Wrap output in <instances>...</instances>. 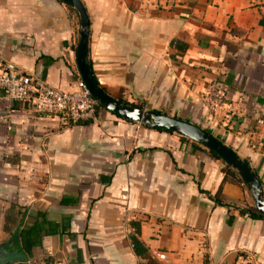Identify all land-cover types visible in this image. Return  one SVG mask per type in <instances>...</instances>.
I'll list each match as a JSON object with an SVG mask.
<instances>
[{"label": "crops", "instance_id": "crops-1", "mask_svg": "<svg viewBox=\"0 0 264 264\" xmlns=\"http://www.w3.org/2000/svg\"><path fill=\"white\" fill-rule=\"evenodd\" d=\"M80 1L100 87L208 131L264 189V0ZM78 29L58 0H0V55L55 89H79ZM67 123L0 89V264H140L125 222L154 264H264V219L240 214L253 199L221 161L103 109ZM34 226L55 232L27 254L18 235Z\"/></svg>", "mask_w": 264, "mask_h": 264}, {"label": "water", "instance_id": "water-1", "mask_svg": "<svg viewBox=\"0 0 264 264\" xmlns=\"http://www.w3.org/2000/svg\"><path fill=\"white\" fill-rule=\"evenodd\" d=\"M60 1L78 15L79 42L76 48V67L79 79L92 99L119 118L183 136L215 153L236 172L251 195L255 210L264 216V189L256 174L252 172L248 161L240 159L231 148L199 126L160 112L130 106L114 99L99 86L88 63L89 19L85 8L80 0Z\"/></svg>", "mask_w": 264, "mask_h": 264}, {"label": "built area", "instance_id": "built-area-1", "mask_svg": "<svg viewBox=\"0 0 264 264\" xmlns=\"http://www.w3.org/2000/svg\"><path fill=\"white\" fill-rule=\"evenodd\" d=\"M0 89L7 101L29 103L38 113L62 115L67 122L80 120H95L96 102L92 99L80 81L77 91L58 90L36 74L28 73L0 55ZM219 101L214 103L215 111L223 110L225 114L230 109L223 101L221 93ZM228 109V110H227ZM125 226L130 229L128 222ZM157 259L163 260L164 254H157ZM45 264H66L64 260H49ZM241 264H261L253 255H247Z\"/></svg>", "mask_w": 264, "mask_h": 264}, {"label": "trees", "instance_id": "trees-1", "mask_svg": "<svg viewBox=\"0 0 264 264\" xmlns=\"http://www.w3.org/2000/svg\"><path fill=\"white\" fill-rule=\"evenodd\" d=\"M58 1L60 3H62L60 0H58ZM174 43H176V42H172L171 45H174ZM119 101L128 104L127 102H125L123 100H119ZM128 105L134 106V107L143 108L142 106H139V105H131V104H128ZM100 109H103L104 111H106L101 105L96 103V115L95 116H97L98 110H100ZM90 123H92V120H80V121H77L75 123L68 122L67 125L68 126L87 125V124H90ZM131 123H133V122H131ZM146 128H148V127H146ZM150 129H152V128H150ZM153 130L160 131V132L171 133V132L166 131V130H160V129H153ZM178 136L182 140L189 142L194 147L199 148L201 150H204L205 152H207L214 159H217V160L221 161L223 163L224 167L226 168L224 179H223L224 182L230 181V182H233V183H237V184L241 185L243 188L246 189V187L243 185V182L241 181L239 176L236 174V172L233 171L227 164H225L215 153H213L212 151L207 150L203 146L191 141L190 139H187V138H185L183 136H180V135H178ZM252 172L254 173L253 170H252ZM218 194H219V192L212 199H213V201H214V203L216 205H222L223 203L220 202L219 199H218V196H217ZM238 211L240 212V214L248 215V217L253 218V219H264V216L262 214L258 213L255 210V208H253V207H248V208H244V209H238ZM229 221H231V218L229 219ZM129 225H130V228H131V233L129 235V240H130V243H131L132 250H133L134 254L138 258H140L142 260V262L140 264H154V261H153V259H151L147 248L145 247L144 243L139 238V234H140L139 223L138 222H131ZM40 232H42V234L45 235V234L54 233L55 230H54V228H51L50 233H48L47 229L45 231H43L42 227L37 228V227L34 226L30 230L24 231V232L20 233V235H18L19 238L20 237L22 238V241H23V245L22 246L24 247V249H25L24 251L27 254H29L31 252L30 250H31V247L33 246V244L37 243L36 241H33V238L37 234H39Z\"/></svg>", "mask_w": 264, "mask_h": 264}, {"label": "rangeland", "instance_id": "rangeland-1", "mask_svg": "<svg viewBox=\"0 0 264 264\" xmlns=\"http://www.w3.org/2000/svg\"><path fill=\"white\" fill-rule=\"evenodd\" d=\"M175 118H177V117H175ZM190 122V121H189ZM245 189V188H244ZM246 191H247V189H245ZM249 193V192H248ZM250 207H253L254 208V203H253V201H252V204H251V206Z\"/></svg>", "mask_w": 264, "mask_h": 264}]
</instances>
